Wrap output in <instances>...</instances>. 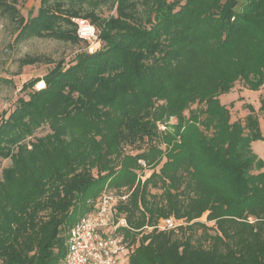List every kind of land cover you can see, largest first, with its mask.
Segmentation results:
<instances>
[{"label":"trees","instance_id":"obj_1","mask_svg":"<svg viewBox=\"0 0 264 264\" xmlns=\"http://www.w3.org/2000/svg\"><path fill=\"white\" fill-rule=\"evenodd\" d=\"M17 3L0 0L15 41L84 42L80 18L99 47L24 83L0 117V264H60L104 192L128 226L124 264H264V161L251 149L264 131L251 106L232 120L219 103L238 82L264 86V0H40L28 19ZM168 218L176 229L155 228Z\"/></svg>","mask_w":264,"mask_h":264},{"label":"rangeland","instance_id":"obj_2","mask_svg":"<svg viewBox=\"0 0 264 264\" xmlns=\"http://www.w3.org/2000/svg\"><path fill=\"white\" fill-rule=\"evenodd\" d=\"M237 1L238 7H240L243 0ZM39 2L40 0H18L16 7L24 19H28L36 15ZM99 14L106 17L109 13L102 9ZM16 34L17 24L0 13V117L4 118H7L14 109L18 98L26 99L28 93L32 91L30 88L25 91L21 90L24 83L36 78L42 79L61 60L67 66L73 62L76 54L87 48L84 42L71 44L47 38L15 41ZM98 47L99 44L94 48H87V52H94ZM25 57L39 58L40 60L32 65L21 66L20 63ZM41 81L44 83L43 80ZM245 89L243 83L238 82L232 91L220 95L219 103L231 111L232 120H240L245 117L249 113L248 107L251 106L255 110L260 129L263 131L264 111L259 110V107L260 101L264 99V86L256 92ZM170 122L174 123V120ZM47 132L48 128L45 126L37 130L34 136L39 137ZM258 142L254 141V146L251 145V149L257 157ZM8 164L9 160H0V168L6 167Z\"/></svg>","mask_w":264,"mask_h":264},{"label":"built area","instance_id":"obj_3","mask_svg":"<svg viewBox=\"0 0 264 264\" xmlns=\"http://www.w3.org/2000/svg\"><path fill=\"white\" fill-rule=\"evenodd\" d=\"M76 34L88 48L98 46L94 27L84 19L75 18ZM45 87L42 81L35 85L39 91ZM144 166V163L141 162ZM116 198L104 192L94 210L80 217L69 229L66 252L60 264H124L131 250L121 230L128 228L126 221L116 215ZM178 223L168 218L155 228L160 231L176 229Z\"/></svg>","mask_w":264,"mask_h":264},{"label":"crops","instance_id":"obj_4","mask_svg":"<svg viewBox=\"0 0 264 264\" xmlns=\"http://www.w3.org/2000/svg\"><path fill=\"white\" fill-rule=\"evenodd\" d=\"M244 89V88H243ZM245 90H247V89H245ZM232 91V90H231ZM244 119V117L243 118H241L240 120H243ZM235 120H237V119H235ZM259 121V120H258ZM259 127H260V125H259ZM261 130V129H260ZM264 131V130H263ZM262 131V132H263ZM256 142H258V141H256ZM258 144H259V147H257V154H258V157H260L263 161H264V141H261L260 143L258 142ZM251 145L252 146H254V142H252L251 143Z\"/></svg>","mask_w":264,"mask_h":264}]
</instances>
